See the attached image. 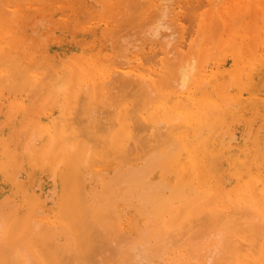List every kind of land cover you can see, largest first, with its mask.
<instances>
[{
    "label": "bare ground",
    "instance_id": "6f19581e",
    "mask_svg": "<svg viewBox=\"0 0 264 264\" xmlns=\"http://www.w3.org/2000/svg\"><path fill=\"white\" fill-rule=\"evenodd\" d=\"M0 264H264V0H0Z\"/></svg>",
    "mask_w": 264,
    "mask_h": 264
},
{
    "label": "rangeland",
    "instance_id": "374dc122",
    "mask_svg": "<svg viewBox=\"0 0 264 264\" xmlns=\"http://www.w3.org/2000/svg\"><path fill=\"white\" fill-rule=\"evenodd\" d=\"M193 25H195L194 23H193ZM242 25V22L241 23H239V27ZM64 38H66L68 41H73V39L75 38L74 36H72V34H64ZM71 39V40H70Z\"/></svg>",
    "mask_w": 264,
    "mask_h": 264
}]
</instances>
